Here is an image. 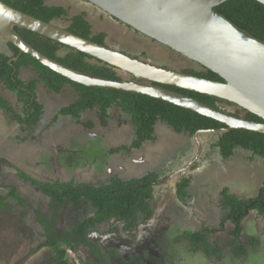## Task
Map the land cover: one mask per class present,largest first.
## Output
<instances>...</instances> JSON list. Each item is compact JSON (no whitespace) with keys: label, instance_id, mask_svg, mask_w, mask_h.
Segmentation results:
<instances>
[{"label":"flooded vegetation","instance_id":"obj_1","mask_svg":"<svg viewBox=\"0 0 264 264\" xmlns=\"http://www.w3.org/2000/svg\"><path fill=\"white\" fill-rule=\"evenodd\" d=\"M71 2H78L79 6L83 5L87 10L93 8L104 13L87 0ZM60 21L62 19L51 22L61 26ZM11 30L17 34V25H12ZM136 36L152 41L139 32ZM22 54L17 46L0 33V66L5 65V59L9 65H13ZM130 55L134 56L133 53ZM144 55L146 53L142 52L140 56L134 57L151 61V58ZM29 69L27 72L30 74L33 71L31 78L22 79V69L19 70L18 77L23 81L35 78L36 69ZM3 75L0 68V120L4 129L12 128L17 133L14 141L20 145L25 141L21 133L31 132L39 127L43 114L31 126L20 123L16 118L19 114L26 115V97L24 94L20 97L19 91L12 89ZM38 82L44 84L42 80ZM139 82L150 83L146 80ZM44 88L48 90L45 84ZM35 98L40 100L37 90ZM218 104L221 111L250 119L251 112L235 103ZM12 108L16 111L10 112ZM58 113L51 120L50 126L59 120ZM164 126L160 123L156 128L162 129ZM199 130L206 131L196 135L197 131L189 134L174 130L177 135L185 138L178 140V145L166 147L155 157L152 151L159 142L160 135H164L162 130L154 133L158 142L149 139L139 146H133L134 139L129 141L114 152L115 173L111 172L109 177L101 175L102 172L89 174L91 178H101L99 183L94 180H84L81 183L79 179L82 172H89L76 169L86 168L88 161L77 164L76 159L81 153L73 152L71 147H65L62 152L57 147L53 156L47 158L48 162L52 161L48 165L49 172L45 170L35 177L18 168L14 171L17 176L15 180L11 179L12 166L6 159L10 156L5 157V154L0 153V196L4 199V206L0 207V216L3 217L0 218L6 224L9 223L5 227L17 237L15 245L11 243L7 251L13 254L25 244L23 254L19 257L20 264H52L60 250H64L65 256L72 262L76 260L79 264H196L197 254L204 257L205 261L216 264L220 256L226 258L225 260L229 259L232 264H243L246 254L251 252V247L252 250L259 248V241L264 238V157L242 147H237L233 155H227L219 142L222 134L230 131L225 124ZM64 154L65 157L62 158ZM238 156L246 157V162H258L257 170L259 175H263L260 185L256 179L240 178L237 176L239 174L230 171V166ZM81 165L85 167H80ZM252 167L254 170L257 168ZM22 173L39 182L60 184L73 181L75 185L90 184L97 188L109 184L114 178L129 180L152 176L146 182L152 187V196L148 198V204L138 210L134 217L122 215L97 220V208L90 202L89 197L82 196L79 201L60 202L44 192L43 187L35 188L38 184L31 181L28 182L33 188L27 186V189H22L18 182L24 180ZM231 180L237 181V184ZM255 183L258 187H255ZM14 190L22 193L20 196H23V202L11 196ZM23 190L28 192L25 194ZM36 191L42 194L39 200L34 198ZM178 218L181 219L180 223ZM250 225L257 232L255 238L247 232ZM188 226L191 227V232L186 230ZM81 227L84 228L82 232ZM238 228L240 230L237 233ZM50 235H54L56 241H50Z\"/></svg>","mask_w":264,"mask_h":264},{"label":"water","instance_id":"obj_2","mask_svg":"<svg viewBox=\"0 0 264 264\" xmlns=\"http://www.w3.org/2000/svg\"><path fill=\"white\" fill-rule=\"evenodd\" d=\"M139 33L217 73L224 81L190 74L136 58L0 0V33L49 69L85 86L142 93L217 120L228 130L264 133V122L226 113L170 87L230 101L264 120V41L246 33L215 10L227 0H87ZM264 4V0H257ZM17 25L77 49L134 77H94L57 62L24 42ZM146 80L150 83L139 82ZM156 83L158 85H154ZM206 130H198L196 135Z\"/></svg>","mask_w":264,"mask_h":264},{"label":"trees","instance_id":"obj_3","mask_svg":"<svg viewBox=\"0 0 264 264\" xmlns=\"http://www.w3.org/2000/svg\"><path fill=\"white\" fill-rule=\"evenodd\" d=\"M3 1L16 9H20L48 22L62 19L68 23L66 26L68 30L98 43L108 46V40L111 41L106 31L94 30L93 24L87 16L89 13V11H86L87 9H82L81 12L70 16L68 9L63 5L49 4L46 0ZM80 7L84 8L83 5H80ZM215 10L246 33L264 41V4L257 0H227L215 7ZM100 14L102 16H110L106 13L100 12ZM112 18L120 25H123L119 20L114 17ZM133 32L135 35L138 33L137 31ZM17 34L30 46L40 50L51 59L65 64L71 69L94 77L123 80L120 69L87 53L63 45L54 39L20 26H17ZM163 47L168 48L166 46ZM168 49L172 50L171 48ZM4 64L0 68L4 72L8 81L7 83L12 89L19 91L20 97L23 94L26 97L24 105L26 115L22 116L19 114L17 115L18 118H16L20 123L25 125L28 124L31 126L35 124L43 112L42 103L35 98L36 84L39 80H42L48 90L52 92H61L67 84H71L78 92V96L73 102L60 109L59 115H71L76 120H79L82 113L96 111L98 117L103 122L109 116L108 113L110 114L111 108H119V110L121 108L122 110L120 111L129 114L126 121L131 124L134 131L131 137L134 139L132 142L133 146H139L149 139H155L154 133L158 123H166L176 132H188L189 134H194L199 129H212L223 124L197 112L142 93L79 84L44 66L28 53H23L13 65H9L6 59ZM24 67L36 69V77L28 81L20 79L18 77L19 70ZM181 71L212 80L224 81L217 73L202 65H185L182 66ZM14 72L15 74H13ZM170 88L185 95L193 96L216 109L220 108L219 102L232 104L230 101L216 96L182 88ZM249 118L260 122L262 121V118L253 113H249ZM219 142L229 156L234 154L237 147H242L264 157V133L243 129H231L222 134ZM22 177L35 184L39 183L43 187L44 192L48 193L54 200H59L60 202H65V200L79 201L82 199V196L89 197L90 202L97 208V220L111 216L121 217L122 215H132L134 217L138 210L148 204L147 200L152 196V187L146 183L150 181L152 176L129 180L114 178L109 184L99 188L89 184L75 185L73 182L60 184L41 183L25 173H22ZM11 196L19 198V202L24 201L23 197L15 190L11 193ZM3 200L0 196V207L4 206ZM83 229L81 227V232ZM239 230L240 228L237 229V233ZM50 239L52 242L56 241L54 235H50ZM52 264H72V261L65 256L64 250H60Z\"/></svg>","mask_w":264,"mask_h":264},{"label":"rangeland","instance_id":"obj_4","mask_svg":"<svg viewBox=\"0 0 264 264\" xmlns=\"http://www.w3.org/2000/svg\"><path fill=\"white\" fill-rule=\"evenodd\" d=\"M49 2L59 3V5H63L65 8L68 9L70 16L81 12L82 8L78 5V2H71V0H47ZM89 11L88 17L91 23L93 24L95 31H106L108 35L110 36L111 41L108 40V46L113 48L122 49L124 51L129 52L130 54L133 53L134 56H140L142 52H145L146 57L151 58V62H155L161 66L181 71L182 66L191 64L192 66L195 64L200 65L187 57L173 51L169 50L168 48H164L163 46L154 43L151 40L143 39L134 34L133 31L128 30L125 26L120 25L118 22L114 21L112 17L104 15L102 16L100 12L96 9L86 10ZM57 20V19H56ZM60 25L66 28L68 23H66L64 20L60 21ZM123 76V80H129L132 78V75L128 73L121 72ZM21 109V108H20ZM120 110H122L120 108ZM119 108H115L112 110V114H109L105 118V121L99 120V118H95L93 114H87L83 117L84 120L89 121L92 123L91 125H84L85 128L84 131H87L85 133V137L81 138V135L79 133L73 134L72 136L67 138V144H70L71 149H73V152L76 153V151L80 152L79 158L76 159L77 164H83L85 161H88L89 168L88 172H94L95 170L98 171H104L106 168V165L108 163H113L116 155H114V152L117 148L121 147L122 145L127 144L129 141L133 140L132 135L134 133L131 124L127 122L129 114L126 112L120 111ZM11 111H16L14 108L10 109ZM120 111V112H119ZM43 114V113H42ZM41 114V115H42ZM55 113L53 115V111H49V113H45L43 117H41V123L43 124L46 120H52L54 119ZM53 117H52V116ZM0 153L9 155L11 158H13L8 151L10 147H14L16 145V141H14V138L16 137L17 133L12 128L4 129L2 126L1 120H0ZM41 124V125H42ZM70 126V125H69ZM169 128V126H168ZM168 128L164 129L162 128V131L164 132V135L161 134L159 138V142L157 139H155V142H158L155 144L154 149L152 152H154V157L158 156L161 152L165 150L166 147H169L170 145L177 144V140H179V135L175 133L174 130ZM160 131V128L155 131ZM11 131V132H9ZM111 133L110 138L107 136V133ZM48 143L47 140H43ZM153 146V144H152ZM24 155V153H22ZM49 155L48 152L43 153V151H38L33 156H26L24 160H22L19 164L26 169H29L30 171H36L40 172V169L42 165H38V163H35L36 161L44 162L47 159V156ZM6 156V155H5ZM65 156V154L63 155ZM24 157V156H22ZM33 157V159L28 158ZM15 159V158H14ZM129 161H126V164L129 167H132L128 163ZM250 162V161H249ZM246 162V157L242 158V156H238L234 160V164L230 166V171L235 172L239 175L240 178H249L251 180L256 179V182L260 185L261 179L263 178V175H259L258 169V162L251 163ZM246 164V166H245ZM257 167L255 170L252 166ZM45 167V166H44ZM80 167H85L84 165H81ZM46 168V167H45ZM48 169V168H46ZM117 169V168H116ZM109 171V170H108ZM258 172V173H257ZM42 176V175H41ZM12 179V177H11ZM10 179H7L9 181ZM9 182H12L9 181ZM20 183L25 185V189L28 187L33 188L32 184L29 182H25L20 180ZM32 182V181H31ZM232 183L237 184V181L231 180ZM256 184L255 187H258ZM27 184V185H26ZM235 186V185H234ZM28 191L23 190V193H27ZM36 194V195H34ZM34 198L35 200H39L42 198V194L40 192H34ZM44 199V198H43ZM17 202V200H15ZM0 217H3L1 215ZM179 223L181 222V219L178 218ZM9 223L6 224L4 222L3 218H0V264H20L21 260L19 257L23 254V249L25 247V244L21 246V248L18 251H14L13 254H9L7 250L10 249L9 245L17 241L16 234L10 229L6 228L5 226H8ZM187 231L191 230V227L188 226ZM191 232V231H190ZM247 232L250 236H253L255 238V234L257 233L255 231L254 226L250 225L247 229ZM257 247V246H256ZM177 251V249H176ZM71 258V257H69ZM228 258V257H227ZM74 260V258H71ZM196 264H216L213 262H210L208 260L205 261V258L198 255L195 257ZM217 264H232V261L225 260L226 258H223L220 256L218 258ZM27 264V263H26ZM72 264H79L78 261L74 260ZM243 264H264V238L263 240L259 241V248H254L249 254H246V259L243 261Z\"/></svg>","mask_w":264,"mask_h":264},{"label":"crops","instance_id":"obj_5","mask_svg":"<svg viewBox=\"0 0 264 264\" xmlns=\"http://www.w3.org/2000/svg\"><path fill=\"white\" fill-rule=\"evenodd\" d=\"M27 70H30V69L28 67L22 68V72H20V77L22 79L31 78L30 76L33 75V71H30L31 72V74H30L29 72H27ZM36 90L40 94V100L39 101L43 105L42 117L45 115V113H49V111H53V115H54L55 113L59 112L63 106H66V105L70 104L71 102H73L78 96V92L76 91V89L71 84L65 85L61 92H58V93L54 92L53 93L51 91L46 90L44 88L43 83L37 82ZM113 109L114 108L110 109L111 115H113L112 114ZM87 114H93L95 118H99L96 111H87L85 113H82L81 118L79 120H76L71 115H62V114L59 115L58 114L59 120H57L56 123H53V125L50 126L51 120H46L42 125L31 130V132H29V131L22 132L21 134H22L23 138L25 139L24 143L20 144V145L16 144L14 147H10L8 151L10 152V154L13 158H11V157L6 158V159H8L10 165L12 166V171H11V172H13V173H11L12 179L13 180L16 179L17 176L14 175V171L17 170L18 168L24 170L28 174L29 173L33 174V176H35V177H37V174H42L45 170H47V172H49V169H46V168H49L48 165H49V163H52V161L48 162L47 159L42 163H39L38 161L35 162V163H38V165H42L41 168L43 167V169H40V172L30 171L29 169H26L25 167L21 166L19 163L22 160H24V158L26 156H33L38 151H43V153L48 152L49 155L47 156V158H49L50 156H53L57 147H58V150L60 152H62L65 149V147H71L70 144H67V138L72 136L73 134L79 133L81 135V138H84L85 133L87 132V131H84V129L87 128L84 125H86V123H88L87 125L92 124L89 121H86L83 119V117ZM99 120H100V118H99ZM100 122H101V120H100ZM161 124L165 125L163 127L164 129L168 128V126H169L166 123H161ZM159 125H160V123H158L156 126L158 127ZM5 129H7V127ZM170 129H172V128L169 126V128L167 130L170 131ZM160 130H162V129H160ZM201 134H203V133H201ZM107 136L110 138L111 133L108 132ZM182 138L184 139L185 137L181 136L179 138V140ZM43 140H47L48 143L46 144V142ZM178 144L179 143L177 142L176 145H178ZM71 150H73V149H71ZM22 153H24V155H22ZM5 155L7 156V153ZM22 156H24V157H22ZM61 157L64 158L65 156H61ZM61 157H60V159H61ZM28 158L33 159V157H28ZM86 166H87L86 168H77L76 170L85 171L87 173L88 170H86V169L89 168V163H87ZM106 168L107 169H105L104 171L102 170V171H98V172H100V173L102 172L101 175L103 174L104 176L109 177V174H111V172H113V173L116 172L114 169L115 168V162L108 163L106 165ZM116 168H117V166H116ZM94 172H97V170H95ZM94 172L87 173V174H83V172H82V177L79 179L81 181V183L84 180L85 181L94 180L97 183L102 181L101 178H99V179H97L95 177L91 178L90 175L93 174ZM23 179L24 180H22V179L21 180L28 182L24 177H23ZM19 181L20 180H18V182ZM71 182H73V181H71ZM41 183H47V182H41ZM20 185L22 186V189H25L24 184L20 183ZM27 186H29V184ZM30 186L33 187V185H30ZM37 187H38V189L41 188L39 183L37 186H35V188H37ZM21 194L22 193H20V195Z\"/></svg>","mask_w":264,"mask_h":264}]
</instances>
